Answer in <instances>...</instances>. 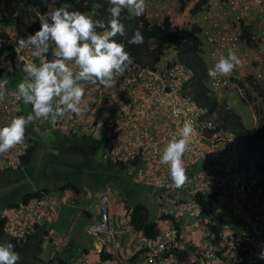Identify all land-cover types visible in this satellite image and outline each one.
<instances>
[{
	"label": "built area",
	"instance_id": "built-area-1",
	"mask_svg": "<svg viewBox=\"0 0 264 264\" xmlns=\"http://www.w3.org/2000/svg\"><path fill=\"white\" fill-rule=\"evenodd\" d=\"M21 2L28 12L30 11L32 20L41 21L40 17L43 15L38 5L34 6L32 0H21ZM252 5L262 8L264 0H210L202 11L201 17L194 19L193 23L203 29L205 43L210 50L207 58L211 62L216 64L221 56H228L229 50L235 51L241 64L234 70L240 69L242 75L249 80L263 81L264 44L260 43L262 29L260 26L257 29L256 24L249 19L248 11L251 10ZM12 9L9 13L13 15L15 10ZM4 13L0 10V21ZM145 13L146 17H149L148 7ZM12 22H14L13 18L9 23ZM29 24L30 17L25 20L21 33L13 35L8 41V43H14L15 49L19 39H26L29 36L24 34L25 27ZM247 31L250 34H247ZM1 50L0 47V78L2 77L0 80L8 81L9 73L14 65H19L21 62L32 63L39 58L33 49H20L19 53L16 51L12 57L10 50ZM71 65L79 70L75 63ZM234 78L233 72L227 76H208L207 83L211 89H226L233 85L245 97L246 87L242 88ZM192 79L193 73L178 60L164 65L157 64L154 69L143 63L132 61L122 74L115 75L117 88L126 99L121 100L117 105V107L120 106L118 114L113 113L107 116L109 146L115 163L130 164L135 159L143 158L140 159L138 169L134 172L139 181L145 183L149 176L164 171L169 173L166 164L160 162L161 156L173 138H180V130L186 122L194 129L189 138V149L182 157L183 162L185 161L183 165L188 164L189 168L193 167L197 159L201 157L206 159L219 143L230 140L228 131L218 129L217 114L210 113L208 108L201 107L189 94ZM92 85L88 83L86 86L90 87L87 91L88 95L96 92V87ZM13 93V88L8 82L5 95L0 98V128L9 125L12 119L18 117L13 105L15 101ZM94 110L92 104L85 105V112L90 113ZM25 148L26 145L20 144L0 154V166L17 167ZM231 165L232 170H228L227 167ZM235 166L234 159L230 160L227 166H224V163L222 165L215 162L209 163L204 171L194 175L192 180H195L196 184L193 187L185 185L182 194L188 189L194 193L209 191L220 194L231 186L229 198L236 204L237 197L246 195L248 189L245 173L236 172ZM252 182H255V179ZM163 184L165 185L166 181ZM100 198L101 216L92 224L91 233L110 237L112 251L120 250L121 237L114 232L110 222L109 196L101 193ZM55 203V200L37 197L30 205L27 214L19 216V213L14 210L12 215L18 220L14 223L17 232L9 231L14 232L15 235H22L29 225L41 219L42 213ZM242 219L244 232L241 241H238L236 234H229L225 245L219 243L216 246L210 243L208 247H205L196 244L179 251L176 250L179 228L169 221L166 225H161L157 238L149 243L148 251L141 264H240L243 253H247L249 249H255L258 255L264 252V237L259 227L260 215L256 211L243 212ZM254 239L256 244L252 243ZM248 243H252L254 249L248 248ZM239 245L243 253L239 251ZM82 264H89V261L86 260ZM248 264H262V262L249 259Z\"/></svg>",
	"mask_w": 264,
	"mask_h": 264
},
{
	"label": "clouds",
	"instance_id": "clouds-1",
	"mask_svg": "<svg viewBox=\"0 0 264 264\" xmlns=\"http://www.w3.org/2000/svg\"><path fill=\"white\" fill-rule=\"evenodd\" d=\"M109 4L110 7L108 9V12L110 13V19L107 21V23H105L103 20H94L91 16L81 11H69L68 9L63 7L55 9V7L52 6V8H50L52 9V11L49 10L47 14L45 15L42 14L43 16L40 17L41 19L40 30L35 32V34H31L28 31V27L32 25L33 20L30 19V24L27 27H25L26 30L24 32L25 35H29V36L26 39L25 38L19 39L15 50L17 51V53H19L20 49H33L35 55L39 57V65H37L38 59H36L32 63L21 62L19 65H14L16 67L23 68V72L25 73V76L24 79L18 83L17 91L13 93V95H16L19 98H21L24 104L31 105L32 112L28 114L26 117L18 116L12 119L9 125L0 128V154H4L8 152L20 144L26 145V148L24 150L25 153L28 147V144L24 142L26 128L36 119H41V118L48 119L49 117H51L52 123H56L58 118L63 117L66 113L69 112L68 113L69 115L73 114L74 117L81 120L82 117L85 118V116H89V114H92L95 110L99 109L98 121L104 126V129L106 127L108 129L107 116L113 113L118 114L120 111V106L117 107V105L121 100L126 99V97L124 99L123 95L119 92L114 77L117 74H122L132 63V58L130 54L125 50L124 45L113 39L116 38L117 35L121 37H124L126 35L125 25L120 20L121 13L123 10H128L130 13L131 12L134 13V15L131 14L132 16L140 17L144 15L146 11V7L149 6V4L146 3V0H109ZM84 6L85 7L88 6V0H84ZM38 7L40 8L39 5ZM11 8H13L12 9L13 11L15 10V13L13 15L12 13H9V10ZM0 10L3 13L5 12L4 15L7 18V22H5L7 24L6 26L10 27L12 31H15V34L17 35L21 33V30L23 29L22 26H24V22L25 20H27V17L33 18L31 16L30 11L28 12L26 6L21 2V0H12V1L3 0L2 2L0 0ZM148 13H149V17L147 18L151 20L150 6L148 7ZM12 18L14 22L10 24L9 21ZM2 24L3 23L0 21V26ZM193 24L194 23L192 22V25ZM97 29H102L104 31L100 32L97 31ZM11 37L6 36V38L3 41H1L0 47L3 51L10 50V44L14 45L13 42L8 43ZM128 43L132 45H141L144 43V35L140 31H136L133 37L128 41ZM50 45L55 46L52 54L56 58L52 60H47L45 59V56L49 52ZM176 60H178V57L176 58ZM210 62L211 61L209 60V64ZM72 63H75V65L78 67L79 70L75 69V67L71 65ZM158 64H161V61H159ZM240 64H241V60L236 54V52L229 50L227 57L221 56L214 66L209 67L208 75L209 77H216L217 75L227 76L232 72L235 74V71L238 72V75L242 74L240 69L234 70L235 67H237ZM242 80L243 82H239L238 80L236 81L239 83V85L242 88L246 87V90L244 91L245 94L247 95L250 92V94L254 95L255 94L254 90L252 88H248L246 85L249 78L242 76ZM207 82H208V78L206 80V83ZM256 82L260 84L261 81H256ZM7 83H8L7 80H0V98H2L5 95V88ZM88 83H91L93 84L92 86L96 87V92H93L91 95H88L87 92L90 88V87L89 88L86 87ZM111 86H114L116 89L117 92L116 99H113L114 93L113 91L110 90V88H112ZM208 87L211 93L216 96L215 90L217 89H211L209 85ZM233 88L237 89V87L232 85L231 87L226 88L224 90L229 91L230 89ZM110 92H112L111 96L109 95ZM87 95H88V100H87ZM240 96L243 101H248L246 97H243L241 94ZM53 102L58 104H56V106L54 107ZM221 102H225V101H221ZM86 104H92L95 110L90 113L85 112L84 109ZM229 107H231V105H229ZM260 119L258 120L257 125H259ZM193 131L194 129L191 126V124L186 122L183 128L180 130V138L179 139L173 138L167 144L161 156L160 162L162 164L170 165L171 179L176 188L184 187L185 184L187 186L191 185V187L195 185V182L194 184H192L191 181H189V184L186 183L188 177L182 160V157L184 156L185 152L189 149V138L193 134ZM228 132L230 134L229 137L230 140H226L222 144L225 147L228 143L230 155L227 158L223 159L222 161H216L213 159L209 160L214 150L213 149L210 155L206 158L207 164L201 167V171H204L209 163L215 162V163H219L220 165L224 163V166H227L230 163V160L234 159L236 164L235 166L236 172L240 171L241 173H245L244 175L246 178L247 189H248L249 184L255 183L256 180L259 179V177L261 178V176H259L258 172H253V171L246 172L243 167L239 168V166H237L238 159L234 155H232L231 152V144L236 142V137L230 131ZM109 141L110 139L108 137V140H106L104 145V148L106 150L105 153L111 159V164L119 168L120 166L118 165L120 163L121 164L124 163L122 162L115 163L113 161L111 148L109 146ZM199 159H197L195 163ZM136 160L138 162V159H135L131 161L130 164L134 165V162ZM3 166H5L6 168L9 167L7 165H3ZM13 168L15 172L17 173L21 172L17 169V167L13 166ZM227 168H233V167L231 165L230 167ZM194 169H195V164L191 169L188 170H191V172H193ZM134 172L135 170L133 171V175H135ZM253 179H255V182H252ZM113 191L114 190L111 187H102L101 190H98L97 200H98L99 208L101 202V198H100L101 193H106L109 196L108 204H109V209L111 208L110 203H112ZM73 193H74L73 191H70V194L68 195L56 197V196H50V194H47L46 192H41L40 195L35 197V199L37 197H46L49 200L56 201V203L50 205L45 212L42 211L43 212L42 216L43 215L47 216L48 214H52L50 212V209L54 210L55 208L59 207L61 204L65 203L66 201L72 200L74 198V196H72ZM196 193H194L193 191L191 192V190L188 189L186 193L180 196H183L188 202L190 194H191V198H193V195ZM209 194H216V193L209 192ZM221 194L222 192L220 194H217V196H221ZM180 196L178 199H181ZM229 201L232 202L231 199ZM194 205L197 208V205L196 204ZM233 209L235 212L240 211L242 223H243V219H242L243 212L256 211V210H249L248 208H244L242 204H239L238 200L236 204L233 203ZM178 210L180 209L177 208V210H174L175 211L174 213H178L177 212ZM256 212L258 213V211ZM163 213L168 214L170 212L167 209H165ZM109 217H110L111 225L113 227L111 213L109 214ZM169 221H171V223L175 225V223L171 219H166L165 221H158L159 230L161 225H166ZM93 223L95 222H90V224L88 225V233L95 238L102 237L103 235H94L93 233H91V226ZM183 225L187 226L186 223H184ZM260 225H261V215H260L259 227ZM184 232H185L184 230L182 231L179 230L178 237L180 235L182 236ZM243 232H244V223H243ZM119 233L120 235L117 233L116 234L117 236L121 237L123 233L122 232ZM262 236L264 237L263 231H262ZM238 241H241V239L240 240L238 239ZM150 242L152 241H149L145 245V247L142 248L145 249L146 251L141 253V259L139 260V264H141V262L144 260ZM252 243L255 242L252 240ZM252 243H248V246H250V244ZM179 244L181 246L180 249H178ZM14 248L15 246L12 243L0 244V264H18V261L20 260V255L18 252L14 250ZM184 248L185 247H183L180 241L178 240V246L176 250L177 251L184 250ZM104 249H105V244L101 252ZM142 249L140 251H142ZM253 249H254V245H253ZM121 250L122 247L120 248V250L112 251V248L110 246L109 252L110 253L113 252L112 256H114V258H119L118 255L120 254ZM82 253L83 255H87L84 252ZM258 258L264 259V252L260 253ZM82 259L83 260L79 261L78 264H82L86 260L89 261V264H92V261L89 257H83ZM115 264H132V263H124L122 260H120V261H116Z\"/></svg>",
	"mask_w": 264,
	"mask_h": 264
},
{
	"label": "crops",
	"instance_id": "crops-1",
	"mask_svg": "<svg viewBox=\"0 0 264 264\" xmlns=\"http://www.w3.org/2000/svg\"><path fill=\"white\" fill-rule=\"evenodd\" d=\"M146 3L150 6L151 21L161 22L164 18H169L170 22L175 26H179L184 29H189L191 27L194 15H191L188 10H190L194 4L189 5L186 10L181 11L179 9V0H146ZM131 14L134 15L132 12ZM248 16L252 23L256 24L257 29L259 26L262 29L260 33V43L264 44V7L258 8L255 6L253 7L252 5L251 10L248 11ZM6 25V23H3L0 26V43L6 38V36L11 37L12 34H15V31H12L11 28ZM125 31L127 32V30ZM248 34H250V32H248ZM116 38L122 37L117 35ZM171 49L172 48H169L167 50ZM172 51L174 50L172 49ZM174 54L175 56L173 60H168L166 62H163V59H165V55H163L161 58V64L164 65L169 61L176 60L177 53L174 51ZM210 63L211 64H209V67L215 65L214 62ZM262 66L264 68V62ZM234 76L243 82L242 74L238 75V72L235 71ZM111 87L112 88H110V90L113 91L114 95H117L115 87ZM260 88L264 90V81L260 82ZM254 96L257 97L258 101H261L260 104L264 109V105L259 95L255 93ZM251 109L255 117L256 115L254 114V109ZM28 110L32 111V107H30ZM233 112L235 111L233 110ZM68 113H66L63 117H60L55 125L52 122H49L48 119H36L35 122H32L29 126V134L34 140H36L37 143L41 145V147L46 146L48 148L47 156L46 154L41 155L42 159H46L50 155V157L54 159L55 162L61 163L62 165H66L71 168H81L85 171H92V169L94 170L95 168L92 166L94 162L93 157L95 154V152L92 150V144L95 140H97L101 142L100 146L103 145L104 148L107 139L106 130H104V126L98 121L99 109L95 110L92 114H89V116H85V118L82 117L81 120L74 117L73 114L69 115ZM56 144L58 145L57 147H55ZM263 153L264 146H261L256 150V152L250 154L253 166V158L258 156L260 159L264 156ZM229 155L230 152L228 143L225 147L222 143H219L217 147L214 148L209 160L213 159L216 161H222ZM103 159L104 163L102 164L103 167H101V172L104 174H109L111 178L114 176H119L124 180H128L119 174L120 169L111 164V159L106 155V153L103 154ZM140 159L143 158L141 157ZM140 159H138L137 163L140 162ZM206 161L207 160L204 157H201V159L195 163V169L193 172L188 170V164L184 165L188 177L186 183L189 184V181H191L192 184H194V182L196 184V181L192 180L194 174L197 171H201V167L207 164ZM125 167L129 170L130 175L133 176V167L124 166L123 168ZM32 168H36V166L33 165ZM166 169L169 171V173L164 171L154 176H149L145 180V183L139 181L136 175H134L133 179L132 176L129 178L132 179V181H134V183L137 184L139 188L145 191L147 190L149 193H151L159 202L161 207L160 212L156 216L157 219L155 218L156 220L154 219L151 221H159V218L165 209L174 214V210H177L178 206H181L182 210L179 211L178 214L182 215L184 213V206L183 204H179L181 199H178L179 196L182 195L184 187L176 188L171 179L170 165L166 164ZM228 170H232V168H228ZM252 171L253 169L250 172ZM261 179L262 177H259L255 183H250L248 187V194L238 196L237 200L239 204L244 206V208L258 211V213L261 215L260 227L264 232V195L261 194V187L259 185ZM164 181H166L165 185L163 184ZM29 183V177L24 171L20 173L15 171H6L3 173V175H0L1 205L6 206L7 203L12 199L14 200L18 199V197H22L29 189H31L32 186H29ZM79 184H82L80 180ZM61 186L64 188H61ZM149 186L151 188H148ZM102 187H111L114 190V193L115 191L117 192V190L109 184ZM102 187L98 189L101 190ZM40 188L48 189L50 191V196L56 197L68 195L70 194V191H73L74 193L72 196H74V198L72 200L66 201L54 210L50 209L52 214H48L46 216L47 221L45 225L40 227L38 231H36V234L30 238L31 246L26 251L30 253L31 257L27 259L25 255L20 252L21 254H19L20 260L18 261V264H60L61 262H65L66 264H78L79 261L83 260V257H89L92 261V264H115L116 261L120 260H122L124 263H131V258L135 256L149 242L147 239H145L143 234L140 231L135 230L129 222L128 211L131 206L133 207L136 204L141 203L148 210L145 202L139 200L137 196L132 197L131 203H133V205L128 206L124 196L121 194L123 207L119 206L113 197L111 203L112 221L115 228L123 233V235H121L122 250L118 255L119 258H114V256H112L109 252L112 242L111 239L107 240L105 243L101 237L95 238L88 233V225L90 224L91 219L95 217L98 212V190L91 194L94 191L92 188L91 193H89L87 196L88 199L85 201L84 199L86 198L84 197L82 200H80L82 198V192L79 185H74L73 183H63L53 190L47 187ZM223 191L224 192H222L221 196H218L217 202L215 201L213 209L218 212L217 219L215 218V220L217 225L220 227L221 232L223 233V238H225L226 234L229 232L228 230L242 231V221L240 219V211H233V203H229L230 198L227 195V192H230V190L225 189ZM204 193H209V191ZM78 201L80 202L78 203ZM2 208L4 207H1V209ZM196 209L197 210L194 211V214L197 216L198 220L194 225L192 224V226L187 224V229L182 235L181 242L183 247H191L196 244L197 246L208 247L210 243L212 244L213 234L208 227L210 217L206 216L198 206ZM196 212L201 213L198 215ZM239 221H241V223H239ZM65 226L68 227V230H66L67 228ZM225 226L228 229H226ZM237 234L242 237L241 234ZM83 236L90 239V241L84 239ZM42 237V252L38 254L40 261H37L38 256H36L37 252L34 248L35 246L37 247V244L40 242ZM4 243V239L0 240V244ZM104 244L105 254L109 257L106 259L102 257L100 253L104 247ZM180 247L181 246L179 244L178 249H180ZM247 247L253 249L252 244ZM82 252L88 256L83 255ZM247 253L251 261L258 260L260 263L262 262V264H264V259L258 258L259 255L256 253V250L249 249ZM140 259L141 254L136 259H134V262L132 261V264H139Z\"/></svg>",
	"mask_w": 264,
	"mask_h": 264
},
{
	"label": "trees",
	"instance_id": "trees-1",
	"mask_svg": "<svg viewBox=\"0 0 264 264\" xmlns=\"http://www.w3.org/2000/svg\"><path fill=\"white\" fill-rule=\"evenodd\" d=\"M189 1L190 0H179V9L183 11L184 7ZM209 1L210 0H199L193 8L192 13L196 14L201 11L204 6L208 5ZM32 4H34V6L39 5L42 10V14L44 15L47 14L50 8H52L53 6L55 7V9L63 7L68 9L69 11H81L91 16L94 20H103L105 23H107V21L110 19V13L108 12V9L110 7L109 0H88L87 7L84 6V0H32ZM120 20L125 25V30H127L126 35L122 38L113 39L124 45L125 50L130 54L132 61L143 63L145 66L154 69L156 68V65L159 63V61H161V58L165 54V51L167 49L172 48L176 51L178 60L184 63L193 73L191 90L189 94H191L193 99L201 107L208 108L210 113L217 114L216 123L218 129L228 130L236 137V142L231 144V152L232 155H234L238 159L237 166H239V168L243 167L246 172H250L253 169V172L259 173V176L262 177L259 183L261 187V194L264 195V163L260 161L264 160V156L260 159L254 158V166L252 165L250 157V154L256 152L259 147L264 146V117H261L259 126L257 127L256 131L254 133H250L243 123L242 117L233 112L232 108L229 107L227 103L221 102L217 96L211 93L206 83V80L209 76V60H207L208 58H206L207 48L203 29L197 24L191 25L189 29H184L179 26L173 25L170 22L169 18H164L161 22L151 21L146 17L145 13L140 17H132L131 13L128 10L122 11ZM1 22H7V18L5 15H3ZM40 28L41 21L34 19L32 21V25L28 27V31L31 34H35V32L40 30ZM97 31L103 32L104 30L97 29ZM136 31H140L144 35V43L141 45H132L128 43V41L133 37ZM246 33L248 34V31ZM54 48V45H50L49 52L46 54L45 59L52 60L56 58L52 54ZM10 50V55L12 57L16 53L14 45L10 44ZM209 52L210 50L208 49V53ZM37 65H39V58L37 60ZM19 72L22 76L25 75V73L23 72V68L14 66L8 77V82L13 88L14 93L17 91V81L21 78V76L19 78L17 75L19 74ZM234 79L239 80L236 77ZM246 85L248 88H252L254 92L259 95L264 105V90L260 88V84L254 80H248ZM13 100H15L13 102V105L17 110L18 116L26 117L32 112L31 110H26L27 107L23 103L22 99L18 96L15 95V99ZM56 104L58 103L53 102L54 107L56 106ZM28 106L29 108L32 107L31 105ZM48 120L49 122H52L51 117H49ZM33 122H35V120ZM56 123L53 124L55 125ZM29 126L30 124L26 128L24 139V142L28 144V147L23 156L20 157L17 166V169L21 172L24 171L25 167L28 168V166H31L33 164L34 160L37 159L43 148V146L41 147V145L37 143L36 140H34L33 137H31V135L29 134ZM104 130H107V127ZM106 140H108V137ZM100 144V141H94V143L92 144L93 152H97L96 150L100 146ZM137 165V160L134 162V165L120 163L118 165L120 166L119 173L123 177L129 179L132 175H130L129 170L126 167H123L130 166L137 171L139 166ZM6 171H14L13 166H9L8 168H6L5 166H0V175H3V173H5ZM133 177L134 175L132 176V179ZM61 188L64 187L61 186ZM148 188L151 187L149 186ZM41 192L50 194V191L48 189L33 188L29 189L22 197H18V199L14 200L12 199L7 203L6 206H2L0 203V240L4 239V244L12 243L15 246L14 250L19 254L23 253L27 259L30 257V253L26 251L31 246L30 238H32V236L36 234V231H38L40 227L45 225L47 219L46 216L43 215L41 219L29 225L22 235H15L14 232L9 231L14 230L15 232H17V230H15L14 228V223L18 222V220L12 214L14 210L19 213V216L27 214L33 200L36 196L40 195ZM217 200V194H209L202 191H198L193 195V198H191V201L196 204L206 216L210 217L208 227L213 234L212 245L216 244V246H218L219 243H223L224 240L223 233L221 232L220 227L217 225V222L215 220V218H217L218 216V212L213 209V205L215 201L217 202ZM179 204H183L184 213H190L189 208L187 207V201L183 196L181 197V201L179 202ZM1 207L4 208L1 209ZM179 211L180 210H178L177 212ZM110 213L111 208L109 209V214ZM183 214L180 215L178 213H162L159 221L171 219L175 223V225L178 226L179 230L186 231L187 226L183 225L185 223L183 221ZM100 216L101 209L98 207V212L95 217L91 219V222H97ZM128 216L130 224L135 230L140 231L145 239H147L148 241H153L156 239L160 231L158 227L159 222L151 221L149 219L148 210L143 204L139 203L133 207L131 206L128 211ZM113 227L115 233L120 235V231L115 228L114 224ZM101 238L105 243L107 240H110L109 237L107 238L102 236ZM178 240L182 244L181 235L178 237ZM42 243L43 237L37 244V247L35 246L34 248L37 252L36 256H38V254L42 252ZM227 248L228 247H226V249ZM238 249L241 253H243L240 249V245L238 246ZM145 251V249L139 251L135 256L131 258L132 261L134 262V259H136L141 253ZM110 254L112 255V253ZM101 255L105 259L109 258L108 255L105 254V249L101 252ZM37 261H40L39 256ZM248 262V254L243 253V259L240 264H248ZM60 264L66 263L61 262Z\"/></svg>",
	"mask_w": 264,
	"mask_h": 264
},
{
	"label": "rangeland",
	"instance_id": "rangeland-1",
	"mask_svg": "<svg viewBox=\"0 0 264 264\" xmlns=\"http://www.w3.org/2000/svg\"><path fill=\"white\" fill-rule=\"evenodd\" d=\"M2 1L3 0H1V2ZM198 1L199 0H190L184 7V10H186L189 5L194 4V6L190 10H188V12L191 15H194L192 22L194 19H198L199 17H201L202 11L206 8V6H204L201 9V11H199L196 14H193L192 10ZM27 19H29V17H27ZM30 19L32 18L30 17ZM174 56L175 54H174V51H172V49L167 50L165 53V59H163V62H166L168 60H173ZM208 56H209V53H208V48H207L206 58ZM17 75L19 78L21 76L20 80L17 81V85H18V83L24 79L25 75L22 76L20 72ZM215 92H216L215 93L216 96L221 101L227 102L229 105H231V108L235 111V113H238L243 117V122L248 128V130L254 133L257 129L256 127L259 126L257 125L258 120L260 119L261 116L264 117V109H263V106H261L260 104L261 101H258L257 97L250 94V92L247 95L244 92V95L248 101H243L236 88L230 89L229 91H226L224 89H217L215 90ZM109 95L111 96L112 92H110ZM115 96L116 94L115 95L113 94V99H116ZM25 106L27 107V109L26 108L25 109L28 110L29 106L27 104H25ZM251 108L254 109V114L256 115L255 117L253 115V111ZM57 146L58 145L56 144L55 147ZM105 151L106 150L103 148V145L99 146L97 148V152H95L94 157H93L94 162L92 166L95 167L94 170L92 169V171H85L84 169H81V168H71L69 166L62 165L61 163H57L54 161V159L50 157V155L48 156V158L42 159L41 155L46 154L47 156L48 154V148L46 146H43L40 154L37 157V160H34L33 164L31 166H28V168L25 167L24 172L29 177V180H30L29 186H32L31 189L47 187L53 190L54 188L58 187L59 185L63 183H73L74 185H79L81 192H82V198L80 200H82L84 197L86 198L84 199L85 201L88 199L87 196L89 193H91L92 188L94 189V191L91 194L95 193L96 190H99L102 186H107L109 184L117 190V192L115 191V193L113 191V197L119 206L123 207L121 194L124 196L128 206L133 205V203H131L132 197L137 196L139 200L144 201L145 204L147 205L150 220H154L156 216L158 215V213L160 212L161 207L159 205V202L154 198V196L151 193H149L147 190L145 191L139 188V186H137V184H135L134 181H132V179L124 180L119 176H114L111 178L109 174H104L103 172H101L102 170L101 167H103L102 164L104 163L103 154L105 153ZM256 158L259 159L258 156H256ZM254 160L255 159L253 158V161ZM260 161L264 163V160H260ZM256 162H257V159H256ZM33 165H35L36 168H32ZM79 180L82 182V184H79ZM228 189L231 190V186H229ZM131 193H135V194H131ZM191 194L187 202V207L189 208L190 213L185 212L183 214V221L186 224H189L190 226H192V224L194 225L196 221L198 220L197 216L194 214V211H196L197 209H195L196 208L195 205L191 202V199H190ZM229 194L230 192H227L228 196ZM79 202L80 201H78V203ZM178 208L181 210V207H178ZM232 210L234 211L233 207H232ZM196 213L199 215L201 212H196ZM241 221H239V223H241ZM65 227L67 228L66 230H68V227L67 226ZM226 229L228 228L226 227ZM228 231L229 232L226 234V237L224 238L223 243H222L224 245L227 243V239H228L227 237L229 234L239 233L242 235L243 223H242V231H239V230H228ZM83 237L84 239L90 241V239L86 238L85 236ZM237 237L239 240L241 239L238 234H237ZM253 241L256 242V239H254Z\"/></svg>",
	"mask_w": 264,
	"mask_h": 264
}]
</instances>
